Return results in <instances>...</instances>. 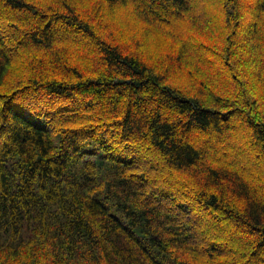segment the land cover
<instances>
[{
	"label": "trees",
	"instance_id": "16d2710c",
	"mask_svg": "<svg viewBox=\"0 0 264 264\" xmlns=\"http://www.w3.org/2000/svg\"><path fill=\"white\" fill-rule=\"evenodd\" d=\"M0 264H264V0H0Z\"/></svg>",
	"mask_w": 264,
	"mask_h": 264
}]
</instances>
